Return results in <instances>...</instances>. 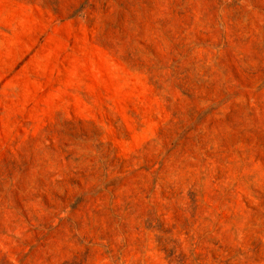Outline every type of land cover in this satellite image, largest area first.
<instances>
[{"label":"rangeland","instance_id":"rangeland-1","mask_svg":"<svg viewBox=\"0 0 264 264\" xmlns=\"http://www.w3.org/2000/svg\"><path fill=\"white\" fill-rule=\"evenodd\" d=\"M0 264H264V0H0Z\"/></svg>","mask_w":264,"mask_h":264}]
</instances>
